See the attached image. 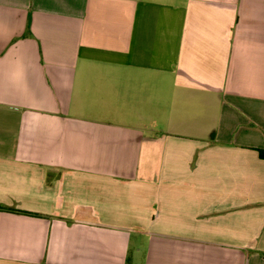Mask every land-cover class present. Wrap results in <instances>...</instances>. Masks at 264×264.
Instances as JSON below:
<instances>
[{
    "label": "crops",
    "instance_id": "0c3cea01",
    "mask_svg": "<svg viewBox=\"0 0 264 264\" xmlns=\"http://www.w3.org/2000/svg\"><path fill=\"white\" fill-rule=\"evenodd\" d=\"M264 0H0V264H264Z\"/></svg>",
    "mask_w": 264,
    "mask_h": 264
},
{
    "label": "trees",
    "instance_id": "16d2710c",
    "mask_svg": "<svg viewBox=\"0 0 264 264\" xmlns=\"http://www.w3.org/2000/svg\"><path fill=\"white\" fill-rule=\"evenodd\" d=\"M260 155H261V157L264 158V151H261V152H260Z\"/></svg>",
    "mask_w": 264,
    "mask_h": 264
}]
</instances>
